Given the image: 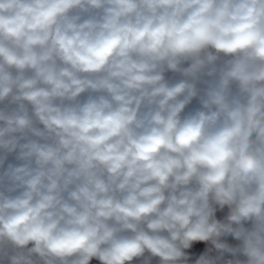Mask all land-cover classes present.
Returning a JSON list of instances; mask_svg holds the SVG:
<instances>
[{
  "label": "clouds",
  "instance_id": "clouds-1",
  "mask_svg": "<svg viewBox=\"0 0 264 264\" xmlns=\"http://www.w3.org/2000/svg\"><path fill=\"white\" fill-rule=\"evenodd\" d=\"M0 264H264V0H0Z\"/></svg>",
  "mask_w": 264,
  "mask_h": 264
}]
</instances>
